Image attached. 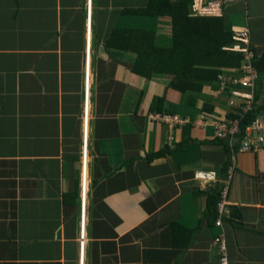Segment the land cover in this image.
Segmentation results:
<instances>
[{"label": "crops", "instance_id": "obj_1", "mask_svg": "<svg viewBox=\"0 0 264 264\" xmlns=\"http://www.w3.org/2000/svg\"><path fill=\"white\" fill-rule=\"evenodd\" d=\"M149 1L0 0V264H220L209 200L228 175V264H264V149L227 148L210 123L250 90L222 89L236 68L185 92L136 73L137 54L109 37L147 31L170 47L171 19L135 12ZM217 17L248 31L252 62L264 54V0ZM253 93L260 104L258 71Z\"/></svg>", "mask_w": 264, "mask_h": 264}, {"label": "trees", "instance_id": "obj_2", "mask_svg": "<svg viewBox=\"0 0 264 264\" xmlns=\"http://www.w3.org/2000/svg\"><path fill=\"white\" fill-rule=\"evenodd\" d=\"M191 3L192 0H180L175 4L169 0H150L146 8L135 11L147 16H168L171 19L172 45L168 48L154 46V35L151 36L147 31L133 33L115 30L111 32L109 40L121 50H132L137 54L134 65L136 73L172 75L174 78L171 86L182 92L201 90L205 83L218 78L221 68H236L237 73L241 74L240 67L245 56L233 50L237 42L224 18L192 14ZM252 65L259 74H264V54L255 59ZM255 99L256 104L246 113H241L240 105H233L232 110L225 115L239 120L241 135L259 114L264 113V100L258 104V94ZM217 140L226 147L229 144L227 140ZM234 146L238 147L239 142ZM219 197V191L214 192L209 200L214 220L217 218L216 204Z\"/></svg>", "mask_w": 264, "mask_h": 264}, {"label": "built area", "instance_id": "obj_3", "mask_svg": "<svg viewBox=\"0 0 264 264\" xmlns=\"http://www.w3.org/2000/svg\"><path fill=\"white\" fill-rule=\"evenodd\" d=\"M231 0H213L209 3L208 7L205 9H197L196 13L199 15H219L222 7L229 4ZM234 40L237 42L234 45L233 50L243 53L245 56L242 65L240 67L241 74L233 76H220L219 80L221 82L222 89L227 86L233 89L235 86L240 88L249 89L250 92L233 90L234 97L237 98V102L234 100L230 101V104L240 105L241 113H246L251 110L255 103V94L253 93L254 82L257 78V71L252 65V60L254 59L253 53L249 48V34L248 31L243 29L234 30ZM231 49V48H230ZM231 106V107H232ZM240 113V114H241ZM151 120L155 122H162L169 124L170 126L182 124L184 120L180 117L174 115L154 113L150 116ZM212 127L215 131L216 138L227 140L230 144L239 142V151H259L264 149V114H259L246 128L241 135V129L239 127L238 119H230L224 117L222 119H214L211 122ZM201 124L206 126L208 121L204 117L201 118ZM211 176V175H208ZM229 180L230 175L227 176L224 187L220 192V200L217 208V218L215 220V225L220 228L222 232L218 234L213 245L218 249L219 262L220 264H228V253L225 241V236L223 233V222L228 214L229 202H228V190H229ZM83 247V233L80 234V248Z\"/></svg>", "mask_w": 264, "mask_h": 264}, {"label": "clouds", "instance_id": "obj_4", "mask_svg": "<svg viewBox=\"0 0 264 264\" xmlns=\"http://www.w3.org/2000/svg\"><path fill=\"white\" fill-rule=\"evenodd\" d=\"M256 104V99H255V103H254V105ZM82 182L84 183V181H83V179H82ZM83 233V232H82Z\"/></svg>", "mask_w": 264, "mask_h": 264}]
</instances>
